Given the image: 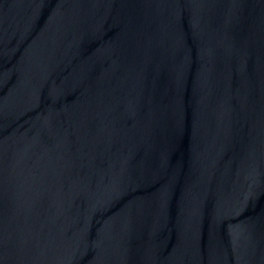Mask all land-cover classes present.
<instances>
[{
	"label": "water",
	"instance_id": "water-1",
	"mask_svg": "<svg viewBox=\"0 0 264 264\" xmlns=\"http://www.w3.org/2000/svg\"><path fill=\"white\" fill-rule=\"evenodd\" d=\"M0 264H264V0H0Z\"/></svg>",
	"mask_w": 264,
	"mask_h": 264
}]
</instances>
